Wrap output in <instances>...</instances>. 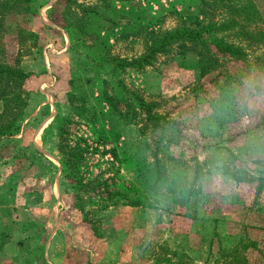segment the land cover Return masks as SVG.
<instances>
[{"label": "rangeland", "instance_id": "obj_1", "mask_svg": "<svg viewBox=\"0 0 264 264\" xmlns=\"http://www.w3.org/2000/svg\"><path fill=\"white\" fill-rule=\"evenodd\" d=\"M56 1L37 0L38 17L21 22L38 36L36 48L20 59L32 82L27 78L22 87L27 106L33 101L24 110L20 133L0 142V232L9 239L14 230L30 228L26 242L17 245L14 262H45L53 222L50 215L36 217L34 205L47 197L51 185L74 199L56 149L60 119L70 117L69 139L82 136L89 146L81 167L84 182L102 172L109 190L140 203L102 210L103 187L80 192L87 214L73 202L74 209L68 210L76 217L69 219L90 233L93 247L80 243L90 248L91 264H264V44L246 46L247 34L264 28V0L255 2L261 22L241 23L244 27L221 34L245 48L244 60L220 58L215 71L201 76L197 54L174 49L142 72H120L119 86L107 69L88 59L96 53L89 48L92 43L70 49L67 33L49 21ZM192 5L191 0H133L120 14L122 29L110 35L112 54L139 55L145 32L134 34L133 27L157 21L161 30H170L176 13ZM214 7L206 18L219 21L227 12ZM43 23L53 31L41 28ZM8 31L12 63L16 26ZM101 34L105 37V31ZM69 94L73 106L85 107L82 117L73 114ZM106 94H121L130 108L123 103L113 108ZM132 94L163 115L161 128L145 125L141 115L128 116L131 108L138 111ZM110 150L118 160L107 164L111 155L103 152ZM52 206L47 202L41 211ZM66 254L58 264H69L72 254Z\"/></svg>", "mask_w": 264, "mask_h": 264}, {"label": "trees", "instance_id": "obj_2", "mask_svg": "<svg viewBox=\"0 0 264 264\" xmlns=\"http://www.w3.org/2000/svg\"><path fill=\"white\" fill-rule=\"evenodd\" d=\"M132 1L87 0L85 2L83 0L79 2L78 0H57L51 6L48 14L49 21L67 33L70 49L76 50L79 44L92 43L89 48L95 49L96 53L88 59L101 69H107L111 74V79L116 81L118 86L120 72L127 70L142 72L145 68L152 66L157 56L167 55L174 49H177L182 55L188 52L196 53L199 57L201 76L215 71L220 66V58L234 61L244 60L245 48L234 41L227 42L221 34L228 30H234L236 26L244 27L241 26V23L251 26L262 21L260 11L255 3L258 0H191L193 7H189L184 12L176 13V26L170 30H161V23L157 21L154 23L147 22L145 25L138 23L137 26L133 27L136 28L134 34L141 31L145 32L143 51L137 56L120 57L112 54L109 38L110 35L114 36L115 29H122V25L118 21L123 18L120 14L125 13V7L130 5ZM216 5L225 9L226 15H223L219 21L207 19L211 7L217 10L214 7ZM57 11L58 18L54 17V13ZM38 12L37 0H0V103L2 106L0 111V142L19 134L25 119L24 110L27 106V93L22 87L28 75L21 69L20 59L29 55L31 50L36 48L38 36L33 31L25 30L21 22L29 23L30 19L38 17ZM12 25L16 26L13 41L16 42L17 50L12 63H9L5 37L6 34H9L8 27ZM40 27L53 31L51 27L43 24ZM102 31H105V37H102ZM247 35L250 40L249 44L246 45L247 47L260 41H263L264 44V28L258 29L255 33L251 31ZM28 42L30 43L28 44ZM9 43H12L10 39ZM105 96L113 108L118 107L121 103L130 108L127 100L121 94L111 96L106 94ZM132 96L138 111L135 112L131 108L132 113L128 116L131 118L141 115L140 121L145 125H149L152 129L161 128L164 117L153 111L154 105L144 102L138 95L132 94ZM69 99L70 105L73 106L74 96L69 94ZM85 111L84 106H73V114L76 113L82 117V113ZM72 123L70 117L60 119L56 134V149L59 153L61 173L75 190L73 199L75 208L86 216L87 212L84 211L83 207L85 202L80 196V192H94L100 187L103 189L102 192L99 191L100 193H98L104 196L100 209L104 210L119 204L139 207L140 203L136 199L130 198L121 191L109 190L105 184V179H102V172L84 182L81 167L85 163L89 146L82 136L75 137L73 135L75 139H69L72 133L68 130ZM107 153L111 155V161L107 160V164H112L113 160H118L115 150L104 151L103 155ZM7 242L6 233L0 232V251Z\"/></svg>", "mask_w": 264, "mask_h": 264}, {"label": "crops", "instance_id": "obj_3", "mask_svg": "<svg viewBox=\"0 0 264 264\" xmlns=\"http://www.w3.org/2000/svg\"><path fill=\"white\" fill-rule=\"evenodd\" d=\"M44 24L45 23H43V25ZM24 72L28 75L27 71ZM31 72H35V71L33 70ZM27 80L28 82H31L30 78H28ZM29 84L30 83H28V85ZM41 93L42 91L38 90V95H40ZM33 94L36 96V93L32 92L31 97L33 96ZM31 100L33 101V98ZM31 100L28 103L27 110L31 108V104H32ZM47 202H49V205H53V206L47 208L46 212L41 211L42 206H44V204H46ZM34 206H35V211L37 210V213L35 215L36 217H40L43 215L44 216L50 215L53 222V227H51L52 234L49 237V240L44 247L45 256H46L45 262L42 264H58L57 261L59 260L63 261V259L65 260L67 259L66 253L69 252L72 254V256L68 258L69 264H91L89 258L90 257L92 258L90 254L92 252L90 251V248L85 247L80 242L85 241L86 243L89 244V247L91 246L93 247L94 242L91 245V241L93 240L90 237V233L88 232V229L84 227V225L75 224V222L74 225H72V222L69 219L70 215H74L76 217V214L74 212H70L68 208L73 207V201L68 196H66L64 192L62 193L61 189H58V185L55 186L51 185L47 197L40 200ZM60 206L61 208H59ZM64 209L65 211H63ZM73 209L74 208H72V210ZM63 218H65L66 220H63ZM29 229H30L29 227L23 226L22 228L19 229V231L17 229L13 231L11 238L9 237L8 242L3 246V248L0 251V259H1L0 264H19L14 262L16 250L19 249L17 248V245H19L20 242L22 243L26 242L24 240L28 236L27 234L29 233ZM72 229H74L73 236H71ZM79 236L81 237L79 238ZM105 249H109V247L106 246ZM73 250H79V254L76 255ZM116 264H129V263L121 262Z\"/></svg>", "mask_w": 264, "mask_h": 264}]
</instances>
